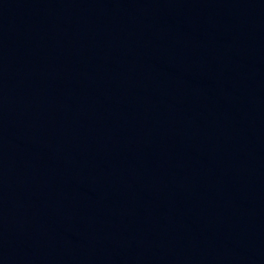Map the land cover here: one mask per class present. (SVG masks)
Instances as JSON below:
<instances>
[{"label":"water","instance_id":"water-1","mask_svg":"<svg viewBox=\"0 0 264 264\" xmlns=\"http://www.w3.org/2000/svg\"><path fill=\"white\" fill-rule=\"evenodd\" d=\"M0 264H264V0H0Z\"/></svg>","mask_w":264,"mask_h":264}]
</instances>
